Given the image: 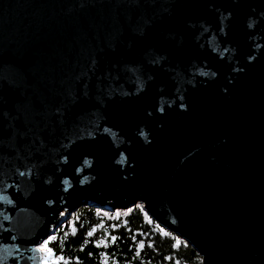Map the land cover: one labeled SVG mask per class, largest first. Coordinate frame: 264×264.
Listing matches in <instances>:
<instances>
[{"label":"water","instance_id":"obj_1","mask_svg":"<svg viewBox=\"0 0 264 264\" xmlns=\"http://www.w3.org/2000/svg\"><path fill=\"white\" fill-rule=\"evenodd\" d=\"M137 202L264 264V0H0V264Z\"/></svg>","mask_w":264,"mask_h":264},{"label":"trees","instance_id":"obj_2","mask_svg":"<svg viewBox=\"0 0 264 264\" xmlns=\"http://www.w3.org/2000/svg\"><path fill=\"white\" fill-rule=\"evenodd\" d=\"M51 236L57 239L49 246L67 264H203L199 252L142 202L115 210L80 206Z\"/></svg>","mask_w":264,"mask_h":264},{"label":"snow or ice","instance_id":"obj_3","mask_svg":"<svg viewBox=\"0 0 264 264\" xmlns=\"http://www.w3.org/2000/svg\"><path fill=\"white\" fill-rule=\"evenodd\" d=\"M61 215H64V213H61ZM89 236L92 235L91 232L88 233ZM57 238L55 236H49L47 240H45L42 244L39 245V247L36 249V251L42 253L41 260L43 264H67V262L64 261V258L57 257L54 249L50 247V243ZM113 241H115V237H112ZM140 247H143V244L140 245Z\"/></svg>","mask_w":264,"mask_h":264},{"label":"rangeland","instance_id":"obj_4","mask_svg":"<svg viewBox=\"0 0 264 264\" xmlns=\"http://www.w3.org/2000/svg\"><path fill=\"white\" fill-rule=\"evenodd\" d=\"M42 244V243H41Z\"/></svg>","mask_w":264,"mask_h":264}]
</instances>
